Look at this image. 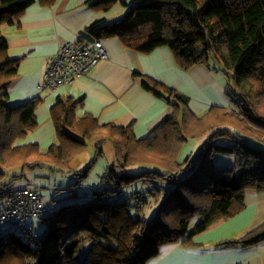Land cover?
Listing matches in <instances>:
<instances>
[{
	"label": "trees",
	"instance_id": "1",
	"mask_svg": "<svg viewBox=\"0 0 264 264\" xmlns=\"http://www.w3.org/2000/svg\"><path fill=\"white\" fill-rule=\"evenodd\" d=\"M32 2L0 0V212L16 189L35 185L49 213L30 219L35 233L43 235L38 241L14 232L11 225L0 227V264H150L163 246L189 244L216 223L240 214L248 190L264 192V0H132L123 17L88 28L89 36L118 37L125 47L143 54L169 47L184 70L220 67L228 80L231 108L212 107L196 116L188 97L149 81L145 88L170 103L173 112L147 138L137 139L131 126L77 117L82 99L62 98L51 111L58 145L46 154L37 145L15 146L37 126L35 111L44 99L8 105L19 62L7 56L1 32L2 25L13 23ZM91 2L105 11L118 3L130 7L125 0ZM195 140L204 141L202 149L182 159ZM89 143L95 157L78 170L73 162ZM107 143L114 148V164L91 197L80 195ZM218 154L234 155V165L216 166ZM12 170L17 174L10 175ZM26 170L70 175L75 179L70 200L46 206L40 186L27 179ZM138 182L148 185L147 190L125 197L126 189ZM149 204L152 218L144 213ZM36 220L44 224L41 232ZM263 243L264 223L214 247Z\"/></svg>",
	"mask_w": 264,
	"mask_h": 264
},
{
	"label": "crops",
	"instance_id": "2",
	"mask_svg": "<svg viewBox=\"0 0 264 264\" xmlns=\"http://www.w3.org/2000/svg\"><path fill=\"white\" fill-rule=\"evenodd\" d=\"M91 1L55 0L43 5L41 0H33L13 23L1 26L7 56L19 62L8 105L16 108L37 97L44 99L35 111L37 126L15 146L37 145L46 154L58 145L51 111L60 99L69 97L83 101L77 108V117L91 116L100 125L131 126L137 139H145L173 112L170 103L145 88V83L151 84L149 81L188 97L189 110L196 116L212 107L231 108L226 94L228 80L217 72L219 67L196 65L184 70L169 47L143 54L125 47L118 37L100 39L108 57L88 74L55 90L41 89L47 61L57 55L62 45L89 40L88 28L115 21L126 13L123 5L105 11ZM263 223L264 192L248 190L245 209L240 214L216 223L189 244L163 246L150 264H264V243L251 248L214 247L222 240L238 239Z\"/></svg>",
	"mask_w": 264,
	"mask_h": 264
},
{
	"label": "built area",
	"instance_id": "3",
	"mask_svg": "<svg viewBox=\"0 0 264 264\" xmlns=\"http://www.w3.org/2000/svg\"><path fill=\"white\" fill-rule=\"evenodd\" d=\"M87 36L91 39L65 43L55 57L48 59L41 89L55 90L71 84L107 59V50L102 40ZM38 188L31 185L14 191L6 200L4 210L0 212V227L11 225L14 232L26 234L31 240L43 238L30 225L31 218L44 217L49 213L43 206Z\"/></svg>",
	"mask_w": 264,
	"mask_h": 264
},
{
	"label": "rangeland",
	"instance_id": "4",
	"mask_svg": "<svg viewBox=\"0 0 264 264\" xmlns=\"http://www.w3.org/2000/svg\"><path fill=\"white\" fill-rule=\"evenodd\" d=\"M126 1L128 2V5L130 6L129 8H126L125 12L127 13L131 9L133 2L132 0H126ZM115 5L122 6L119 3ZM217 72L224 74L223 70L220 67L217 70ZM203 143L204 141H198V140L191 142L185 148V153L181 155L182 159H184L191 152H194V154L198 153L202 149ZM103 147H104V154L99 159V161L97 162L95 167L92 169V171L90 172L85 182V186L80 188L79 190L80 195L88 194L91 197L92 193L95 190H98L100 188L99 184H100L101 177L107 173L108 168L112 166L116 160L115 151H114L113 146L107 143ZM95 154H96V150L94 146L91 143H89L85 152L82 155H80L75 160V162H73V167L77 168L78 170L86 169L87 166L90 164L91 160L94 159ZM234 163H235L234 155L218 154L215 157V164L218 167L233 166ZM17 172L18 170H12L10 171V175L17 174ZM134 172H139V171L134 170ZM25 176H27V179L29 181L34 182L38 186H40L43 202L49 208H53L54 203L58 200H61V201L70 200L67 197L69 195L68 190H69V187L75 181V179L72 178L70 175L61 176L59 174L49 173V171L47 170H37L35 172H33V170H26ZM19 184H22L21 186H25L21 182L18 183V185ZM147 188H148V185L138 182L134 184L133 186H131L130 188L126 189L125 197L131 196L136 191H141V190L146 191ZM144 213L146 214L148 218L153 217V209L151 207V204L145 207ZM35 226L38 232H41L42 229L44 228V224L42 223V221L36 220Z\"/></svg>",
	"mask_w": 264,
	"mask_h": 264
}]
</instances>
